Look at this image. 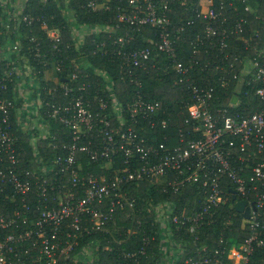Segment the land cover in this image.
Wrapping results in <instances>:
<instances>
[{
	"label": "built area",
	"instance_id": "1",
	"mask_svg": "<svg viewBox=\"0 0 264 264\" xmlns=\"http://www.w3.org/2000/svg\"><path fill=\"white\" fill-rule=\"evenodd\" d=\"M170 1L126 0L125 5L118 6V20L125 25H138L141 29L146 25H152L160 31L158 39H150V46L131 50L124 48L125 40L120 37L124 49L118 50V54L123 60L122 68L126 69L129 75H133L131 81L137 86H142L143 81L136 71L145 68L152 55L159 56L164 52L172 58L173 69L179 75L176 83H184L189 89L186 115L180 124H176L177 134L165 135L163 141L159 143L156 137L142 136L144 132L141 131V127L140 129L136 127L139 118L146 119L152 129L157 127L167 129L171 117L161 116V113H165L162 101L147 99L140 90L137 98L126 107L122 106L116 97L113 98L114 113L120 120L121 126L126 125L120 132V139L114 134L116 129L109 118L111 114L107 112V103L97 95L92 101L85 100L83 94L70 103L47 101L45 113L62 121L69 128L72 138L68 144H65L68 153L59 159L60 163H65L62 166L63 172L68 174L67 171L71 168L68 174L71 185H59L57 206L49 208L46 205L41 209L35 229L13 231L1 236L0 264H30L31 248L38 249L39 254L36 259L41 264H71L72 260L77 262L82 259L89 264L95 263L98 257L91 248H83L79 254L73 255L71 253L75 247L74 240L64 241L60 236L64 233L75 238L93 231L108 232L111 224L115 227L117 208L123 209L125 204L134 207V203L119 192L123 181H148L165 190L171 187L175 192L181 191V187L185 185L200 188L198 200L200 205L191 213L187 214L184 211L177 214L169 204L165 207H157L156 222L161 224L165 236L162 244L165 250L169 249L170 245L172 248L175 247L174 250L172 248L168 250V261L171 264H174V261L176 262L184 253L185 245L176 239V234L180 232L194 234L213 221L211 217L216 214L224 200L227 181L234 186L236 200L246 199L251 205V215L246 219L253 233L240 244L231 246L229 250L224 246L214 251L204 244L197 256L190 255L184 260L185 264H226L228 261L229 264H249L256 248L264 244V238H261L257 232L262 226L259 215L264 204V36L258 31L254 32L245 46L246 52L232 57L231 53L226 51L229 47L228 38L235 36L236 39H244L245 26L248 22L245 16L239 15L234 22L228 24L229 16L226 8L229 6L237 11L238 6L235 2L230 0L227 5L222 0L217 7L213 0L204 2L200 0L198 8L193 3L190 5L187 0L182 1L186 9L192 12V17L178 28V32L184 31L187 27L202 26L190 40L194 53L199 50L197 48L199 44L214 45L215 43H220L224 53L221 59L224 63L214 64L217 73L220 70L219 77L212 81L210 76H202L201 81H198L194 72L199 61L194 57L187 61L177 58L178 40L171 35L169 29ZM241 1L247 12L256 11L248 0ZM0 2L5 3L6 0ZM103 2L105 8L111 7L112 0H103ZM87 7L97 10L101 8V4L99 0H89ZM15 15L17 14H13L12 19L18 28L20 22L25 21L30 24L33 21L30 15H26L25 18L20 14V17L16 18ZM9 21L10 18L4 24L6 29L9 27ZM111 28V25L104 29L93 26L89 28L90 32L87 34ZM2 33L3 30L0 29V41ZM7 45L11 46L6 49L7 53L0 48V191L12 186L17 194L22 195V200L26 201V196L32 189V182L29 178H21L17 172L19 163L17 137L11 132L10 121L14 102L5 97L4 93L8 90L9 83L14 82L18 89H22L24 96L28 97L24 103L30 105L20 107V123L24 127L28 124L27 115L24 113L33 111L35 107L38 108L35 113L43 119L41 109L44 103L40 95L35 99L27 95V90L33 91L30 86L33 84V74H30V71L33 73V70L28 56L22 54L24 51L22 43L9 41ZM2 62H5L4 69L1 66ZM207 67L211 68L212 65L207 62L202 68ZM57 68L60 69L59 66ZM233 83L236 84L235 89L238 92H244L245 96L252 97L258 102V108L254 112L245 114L237 110L241 105V99L237 96V101H234L236 95L229 103H223L220 90L228 89ZM80 87L84 89L86 86L82 84ZM63 88L66 89V93L72 91L69 86ZM97 100L101 103L100 110L94 105ZM248 105L250 106L251 103ZM233 108H236V111ZM98 126H100L99 132L105 134V141L101 146L93 148L92 135ZM88 136H91V139L85 141L84 138ZM81 151L87 152L93 160L111 158L123 152L125 166L116 169L117 174L110 181L107 177L98 179L91 176L84 194L77 197L73 186H77L82 177L73 165L78 152ZM120 172L124 173L123 177L119 175ZM53 187L55 189V186ZM23 207L24 213H28L30 206L27 202ZM20 215L19 210L10 216L0 214V233L18 226ZM71 215H75L73 225L81 230V234L65 231L64 222L66 223ZM27 240L32 242L31 247L23 245ZM153 240L154 237L145 238L144 244L150 246ZM140 251L148 261L154 258L162 264L161 259L153 257L144 248ZM126 255L133 257L136 256V252Z\"/></svg>",
	"mask_w": 264,
	"mask_h": 264
},
{
	"label": "trees",
	"instance_id": "2",
	"mask_svg": "<svg viewBox=\"0 0 264 264\" xmlns=\"http://www.w3.org/2000/svg\"><path fill=\"white\" fill-rule=\"evenodd\" d=\"M16 1L21 0L0 2V29L3 30L0 45L7 44L9 41L22 43L24 47L22 54L28 56L33 70V84L30 85L33 89L32 97L35 99L40 95L42 98L44 105L41 109V116L46 120L48 128L42 135L37 129L29 130L21 125L20 107L28 97L24 96L22 89H18L16 83H9V88L4 96L14 102L10 121L11 132L17 137L19 160L17 172L21 178L31 180L32 189L26 196V201L22 200V195L17 194L12 186H7L0 191V214L10 216L14 215L16 210L21 212L18 226L4 230L2 234L0 233V238L3 234L13 231L35 229L41 209L46 205L49 208L57 206L58 199L56 197H58L59 185H71L68 181L71 168L67 171L68 174L63 172L62 166L65 163H60L59 159L68 153L65 144H68L72 138L69 128L62 121L45 113L47 101L60 104L70 103L80 94L84 95L85 100L92 101L97 95L99 99L102 98L107 103V112L111 114L109 118L112 126L116 129L114 134L120 139V132L126 125L121 126L120 120L114 113L113 98L116 97L120 104L126 107L137 98L140 90L147 99L162 101L165 113H161V116L171 117L170 126L167 129H160V127L152 129L148 121L142 118H139L136 123L137 129L141 127V131L144 132L142 136L156 137L157 143H159L163 141L165 135L175 136L177 134L176 124H180L186 115L189 91L186 84L176 83L179 75L173 69L172 58L164 52L159 56L152 55L146 67L136 71L143 81L142 86H137L131 81L133 75H129L127 70L122 68L123 60H121L118 50L150 46V39H158L160 32L159 28L152 25H146L141 29L138 25H125L120 22L118 6L125 5L126 0H112L109 9L104 7L103 0H99L101 8L97 10L87 7L89 0H68L67 2L66 0H28L20 10V15L23 18L30 15L33 17V21L30 24L23 21L20 28L7 33L4 24L8 18H10V23H14L12 4H15ZM182 1L184 0H171L169 2L171 11L168 13L171 20L170 33L178 40L176 44L177 58L187 61L194 57L199 61L194 72L195 78L201 81L202 76H210L214 81L221 74L220 70L217 73L214 64L224 63L221 60L224 53H222L220 43L199 44L197 46L199 50L194 53V47L190 44V40L201 30L202 26L187 27L184 31L178 32V28L192 17V12L186 9V5ZM187 1L190 2V5L193 3L194 6L200 7V0ZM221 1L213 0L217 7ZM223 1L228 5L230 0ZM232 1L238 6V10L227 6L228 24L234 22V19L239 15L248 19L244 39H236L235 36L228 38L229 47L226 48V51L234 57L246 52L245 46L249 43L254 32L258 31L264 36V0H248L249 4L256 9L254 12H247L241 0ZM108 25L112 26L110 30L85 33L87 35L79 42V26L83 28L98 26L104 29ZM49 30L58 31L59 37L57 39L51 37L48 33ZM120 37L125 40L124 48H122L123 41H120ZM13 56L15 57V55ZM207 62L212 67L202 68ZM4 63H1L2 69L6 67ZM53 64L56 68L58 66L60 68L54 72L59 79L64 81L65 85L72 88V91L66 93L62 84L57 85L53 78L48 77L47 71L52 68ZM71 74L76 78H71ZM82 84L86 86L84 89L80 87ZM235 86L236 84L233 83L228 89L220 90L223 103H229L236 95L241 99V105L237 110L245 114L254 112L258 108V102L252 97L245 96L244 92H238ZM248 103L251 105L249 106ZM94 105L97 110H100L99 100L94 102ZM233 110L236 111V108ZM99 129L100 126L95 129L94 135H92L91 145L93 148L101 146L105 141V134L100 133ZM84 139L88 141L91 136ZM124 161L123 152H119L111 158L98 160H93L87 152H78L73 165L82 177L80 183L73 186L77 197L84 194L91 176L98 179L107 177L109 181L113 180L117 174L115 170L125 166ZM119 175L123 177L124 173L120 172ZM225 188L224 200L216 214L211 217L213 221L194 234L189 232L176 234V239L183 242L185 247H183L182 257L176 262L174 261V264H185L184 260L190 255L197 256L204 244H207L212 250L224 246L229 250L231 246L240 244L253 233L248 220L234 208L233 184L227 181ZM119 192L128 197L134 203V207H130L128 204H125L123 209L118 207L115 214L116 225L113 227L111 224L108 232L93 231L83 233L75 238L62 233L60 237L64 241L74 240L75 242L71 254H79L80 250L89 247L96 252L98 257L97 261L92 264H148V262L159 264L154 258H150L151 261L146 259L140 251L144 248L153 257L161 259L162 264H171L168 261V253L161 251L165 250L162 244L165 236L161 224L156 222L157 207H165L169 204L177 214L184 211L187 214L191 213L196 209V206L200 205L198 201L200 188L194 185H185L181 187V191L175 192L171 187L165 190L148 181H123ZM25 202L30 206V210L26 214L23 207ZM74 217L75 215H71L67 218L66 223L64 222L65 231L81 234V230L76 229L73 225ZM259 221L262 226L258 228L257 232L261 238H264V204ZM88 223L90 222L88 221ZM50 228L49 225L48 229L50 230ZM195 236L199 237L195 238ZM150 237H154V240L152 245L147 246L144 244V240ZM35 238H37L36 235ZM31 243L27 240L23 245L31 247ZM30 250L29 260L32 259L30 264H41L36 259L39 254L38 249L31 248ZM133 252H136V256L126 255ZM70 263L89 264L84 259L77 262L72 260ZM226 264H229V261ZM249 264H264V244L256 248Z\"/></svg>",
	"mask_w": 264,
	"mask_h": 264
},
{
	"label": "rangeland",
	"instance_id": "3",
	"mask_svg": "<svg viewBox=\"0 0 264 264\" xmlns=\"http://www.w3.org/2000/svg\"><path fill=\"white\" fill-rule=\"evenodd\" d=\"M21 1H23V5L22 6H24V4H26V0H21ZM21 1H16V3L14 4H12V7H14V9H13V11L14 12H12L13 14H17V15H15L14 17H16V18H18V17H20V10L22 9V8H17V6H19L20 4H21ZM205 0H203V2H204ZM67 2V1H66ZM19 24H21V22L19 23ZM20 27H21V25H20ZM16 28H18V26L15 24V23H10L9 22V27L6 29V31H7V33H9V32H11V31H13V30H16ZM82 26H79L78 27V29L80 30V32H78V35H79V37H80V39H79V42L87 35V34H85V33H87V32H90V29H89V27H86V28H83V30H82ZM49 34H50V36L51 37H58L60 34H59V32L58 31H56V30H50L49 31ZM79 44V43H78ZM9 45H7V44H4L3 45V47H2V45L0 46V48H3L4 49V51H6V49H7V47H8ZM10 48H11V46H9ZM6 53H7V51H6ZM8 53H9V51H8ZM52 68L50 69V70H48L47 71V73H48V77L50 78H53L54 80H55V82L57 83V85H59V84H62V86H68V85H65V83H64V81H62V79L60 80L59 79V77L57 76V74L54 72V71H56L57 70V68H56V66L53 64V66H51ZM30 74H32V72L30 71ZM23 75H24V73H23ZM24 76H26V75H24ZM70 77L71 78H76L75 77V75H70ZM33 82V81H32ZM27 92H28V94L27 95H31L32 96V90H27ZM25 105H30V103H24L21 107H23V106H25ZM35 110L37 111L38 110V108H34L33 109V111H30L29 113L26 111V113H24V115H27L26 116V118L28 119V121H27V123L28 124H26L25 125V128L26 129H29V130H33V131H35V129H37L39 132H40V134H44V131H45V129H47L48 128V126H47V122H46V120L44 121L43 119H40L39 118V115L37 114V113H35ZM44 129V130H43ZM42 134V135H43ZM33 137H34V135H32ZM37 138V137H36ZM89 253H86V255H88ZM90 255H91V251H90ZM92 259H94V258H92Z\"/></svg>",
	"mask_w": 264,
	"mask_h": 264
},
{
	"label": "water",
	"instance_id": "4",
	"mask_svg": "<svg viewBox=\"0 0 264 264\" xmlns=\"http://www.w3.org/2000/svg\"><path fill=\"white\" fill-rule=\"evenodd\" d=\"M238 97L235 96L233 98L234 101H237ZM233 191V199L235 200L234 203V208L238 211L241 212L243 214V216L245 218H249L251 215V205L248 204V201L246 199H242V200H236V194L235 191L232 189ZM253 208H255V205L253 204Z\"/></svg>",
	"mask_w": 264,
	"mask_h": 264
},
{
	"label": "crops",
	"instance_id": "5",
	"mask_svg": "<svg viewBox=\"0 0 264 264\" xmlns=\"http://www.w3.org/2000/svg\"><path fill=\"white\" fill-rule=\"evenodd\" d=\"M22 5H23V1H21V4H20L17 8H21ZM171 248H172V246L170 245L169 249H171ZM174 248H175V247H173L172 250H174ZM169 249H166L165 251H167V253H168V250H169ZM168 256H169V253H168Z\"/></svg>",
	"mask_w": 264,
	"mask_h": 264
}]
</instances>
